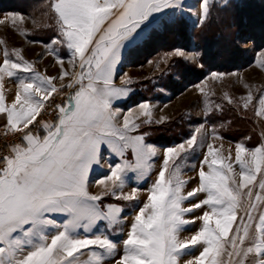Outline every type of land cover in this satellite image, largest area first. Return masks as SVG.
<instances>
[{
	"label": "snow or ice",
	"instance_id": "obj_1",
	"mask_svg": "<svg viewBox=\"0 0 264 264\" xmlns=\"http://www.w3.org/2000/svg\"><path fill=\"white\" fill-rule=\"evenodd\" d=\"M211 7L210 0H201V23ZM49 9L55 35L45 47L52 46L49 52L60 65V75H40L19 51L12 62L5 50L0 67V73L7 70L9 77L32 73L27 82L19 79L20 91L10 106L0 92V114H5L9 128L20 134V143L0 157V264H180L186 250L190 252L197 245L201 246L199 256L187 264H264V146L246 150L236 145L242 181L237 183L232 179V165L217 159L208 144L198 187L186 193L188 181L182 179L176 164L180 159L177 149L169 148L148 201L120 241L122 247L108 235L79 234L81 230L91 233L98 222L123 232L121 208L102 205V195L89 193V172L101 163V147L106 145L123 161L111 168L107 179L114 188L122 189L126 172L139 176L148 172L147 161L156 155V149L145 143L143 135H132L139 125L128 116H124L122 126L117 123L118 110L112 109V102L125 95V90L114 87L112 77L125 42L145 21L169 9L184 12L185 5L183 0H51ZM57 48H65L69 64L80 69L79 78L66 85L79 87L65 105L55 104L53 96L59 92L53 81L68 75ZM176 55L184 53L176 50ZM50 99L58 112L55 124L37 120ZM260 104L264 105V97ZM139 107L150 116L148 103ZM33 128H42L43 134L34 133ZM196 142V135L191 136L188 148ZM179 148L186 151L183 144ZM129 150L134 162L125 158ZM246 151L255 171L243 159ZM208 157H212L210 162ZM204 164L208 172L203 170ZM257 173L259 191L254 193L249 185L256 181ZM137 191L134 188L131 194L117 195L108 189L104 195L134 201ZM200 193L206 198L196 200ZM185 201L191 203L185 207ZM196 210H203V214L186 219ZM56 214L67 219L57 223ZM195 220L202 221L201 228L189 238L179 239L184 226ZM49 227L60 230L49 237Z\"/></svg>",
	"mask_w": 264,
	"mask_h": 264
},
{
	"label": "rangeland",
	"instance_id": "obj_2",
	"mask_svg": "<svg viewBox=\"0 0 264 264\" xmlns=\"http://www.w3.org/2000/svg\"><path fill=\"white\" fill-rule=\"evenodd\" d=\"M227 1L211 0L210 3L218 2L225 5ZM50 3L51 0H48L47 6ZM183 3L185 5L184 12L169 9L150 17L141 25L137 33L128 42H125L121 51V59L115 68L112 85L124 89L125 95L113 100L112 109L118 110L117 123L119 125L122 126L124 116H128L130 122L139 125L138 130L132 135H143L145 143L156 149V155L147 161L150 168L144 176H139L137 172H126L123 177L124 187L122 189L114 188L113 182L108 180L107 177L111 174V168L123 161L121 157L112 153L106 145H102L101 163L94 165L95 168L89 172L88 191L92 195H102V205L112 204L121 208L120 226L123 228V232H120L119 228L112 231L106 222H98L91 233L84 234L81 230L79 234L82 236L108 235L119 247H122L120 241L126 238V233L135 215L138 214L140 207L148 201L150 189L157 181L158 173L162 168L165 151L169 148L177 149L180 159L176 160V164L180 166L182 179L188 181L184 189L186 193L198 187V172L207 154L208 144L213 146L217 159L223 160L225 165H232V179L236 180L237 183L242 181L239 175L241 172L240 165L236 162V145L241 144L246 150H254L257 147L264 146V105L260 104V99L264 97V48L254 52L250 42L239 45L240 49H247L254 53L255 63L253 65L236 72H209L201 81L195 84L182 82L180 73L177 74L179 71L177 67L180 66L178 63L184 66L193 65L202 71L200 64L197 62L196 54L192 52L175 49L158 57H152L145 62L141 61L143 63L138 65L127 66L125 64L127 52L140 45L148 37L151 30L160 29L163 23L181 18L190 24L199 26L205 21L201 23V20L196 18L197 7L201 0H183ZM45 17L46 15L41 18H31L9 9L0 10V21H2L0 23V67H3V53L5 50L9 52V59L12 62H16L15 53L19 51L23 59L33 65L35 72L48 77H58L60 75V65L49 52L52 46L49 45L46 48L45 43L42 42L30 43V41H33L32 38L36 35L39 36L42 31H50L51 35L48 34L47 37H44L47 39H51L55 35L53 30L54 19L46 20ZM176 50H180L184 55H176ZM56 52L59 57L63 58L64 68L68 75L63 80H54L53 84L59 90H64L68 88L66 85L79 78L80 69L69 64L70 54L65 48H57ZM135 52L137 54L132 57L134 59L139 58V52ZM182 73L184 76L186 75L184 71ZM214 74L222 75L217 76ZM6 75L7 70L0 73V78H5L3 87L6 91V101H8L9 96H12V92L10 89L11 82L7 80L8 75ZM164 75L172 77V82H175L173 91L175 92L179 88V92H169L157 87L158 80ZM73 87L74 93L79 85L74 84ZM249 97H251L250 100ZM131 99L139 100V103L129 105L128 108L123 107L128 106L127 104ZM229 99H231V103H229ZM142 103H148L149 109L147 111L150 112V116H145V110L139 107ZM245 103H247L246 108L244 107ZM217 106H219V109ZM222 106L226 107L227 114L224 112L215 119V116L221 112ZM220 119H223L222 122L219 121ZM175 121H180L179 127L174 126L173 122ZM192 121H195V123H191ZM170 124L174 125L170 126ZM145 127H150V129L144 131L143 128ZM159 127L164 129L162 130ZM179 129H181V133L186 131V137L176 141V134H178L177 130ZM193 135H196L197 142L189 149L187 140ZM181 144L185 146L186 151L179 148ZM125 158L130 162H134L135 159L130 150L125 153ZM211 158L208 157L209 162ZM243 159L255 171V166L252 164L247 151ZM203 170L208 172L207 164L203 165ZM167 176L168 173L166 172ZM256 176V181L249 185L254 193L259 191L260 174L257 173ZM102 179L104 183H100ZM134 188L138 190L137 199L134 201H125L116 199L112 195H104L108 189H113L117 195L121 193L128 195L132 193ZM242 191L246 192L247 189ZM204 198H206L205 194L200 193L195 199ZM246 200L247 198H245ZM189 203L191 201H185L184 206L187 207ZM257 204H260V202H257ZM245 207H247L246 202ZM202 214L203 210H196L189 213L186 219L191 220ZM54 219L57 223H63L67 217L63 214H56ZM201 226L202 221L200 220H195L194 223L184 226L179 234V239L189 238ZM233 227H235V224ZM59 230L49 227L46 234L50 237ZM85 258L87 257H81V259Z\"/></svg>",
	"mask_w": 264,
	"mask_h": 264
},
{
	"label": "trees",
	"instance_id": "obj_3",
	"mask_svg": "<svg viewBox=\"0 0 264 264\" xmlns=\"http://www.w3.org/2000/svg\"><path fill=\"white\" fill-rule=\"evenodd\" d=\"M47 4L48 0H0V10L9 9L31 18H41L46 15V20H52L53 16H51ZM211 5L207 19L199 26L179 18L163 23L160 29L151 30L140 45L127 52L125 64L127 66L138 65L152 57H158L175 49L192 52L196 54L202 71L193 65L184 66L178 63L181 67H177L179 68L177 74L180 73V80L187 84L201 81L209 72H236L253 65L255 63L254 53L247 49H240L239 45L250 42L254 52L264 48V0H229L225 5L218 2H212ZM48 34L50 31H42L32 40L46 44L50 39L44 37H47ZM135 51L139 52V58L132 57L137 54ZM183 71L186 73L185 76L183 73L181 74ZM177 74L175 73V75ZM172 81L171 76L164 75L158 80L157 87L169 92L173 91L175 82ZM177 92H179V88L174 93ZM138 103L139 100L131 99L128 106L123 107L128 108L129 105ZM224 112L227 114L228 111H226V107L222 106L221 112L215 116V119ZM222 120L219 121L222 122ZM173 123L175 125H172L175 127L180 126V121ZM191 123H195V121ZM172 125L170 124V126ZM143 129L146 131L150 127ZM177 132L176 141L186 137V131L181 133V129H179ZM163 141L165 140L163 139Z\"/></svg>",
	"mask_w": 264,
	"mask_h": 264
},
{
	"label": "built area",
	"instance_id": "obj_4",
	"mask_svg": "<svg viewBox=\"0 0 264 264\" xmlns=\"http://www.w3.org/2000/svg\"><path fill=\"white\" fill-rule=\"evenodd\" d=\"M73 88H67L59 90L58 93L53 94L55 104L65 105L69 96L73 94ZM58 117V112L55 109L52 100L47 101L46 107L40 110V114L37 116L38 121L51 123ZM40 128H33L34 133H39ZM19 133L8 127H0V157L7 155L10 147L15 143H20L18 139Z\"/></svg>",
	"mask_w": 264,
	"mask_h": 264
},
{
	"label": "crops",
	"instance_id": "obj_5",
	"mask_svg": "<svg viewBox=\"0 0 264 264\" xmlns=\"http://www.w3.org/2000/svg\"><path fill=\"white\" fill-rule=\"evenodd\" d=\"M225 1H227V0H225ZM196 14H197L196 18L198 20H201V16H202L201 3L197 7ZM31 75H32V73H17V75L16 76H13V77H9V76L6 75L7 76L6 77L7 80H9L11 82V88L10 89H11V92H12L11 93L12 96H9V98H8L9 100L8 101L5 100L6 106H10L11 105V103L13 102V100L15 98L16 93L18 91H20V88H19V79H25L26 82H27V81L30 80ZM4 82H5V78L4 77L3 78H0V84H2V88H0V92H2L3 95L5 96L6 91H5L4 87H3V84H5ZM57 122H58V120L55 119L53 122L48 123V124H55ZM44 123H47V122H44ZM5 125H7L6 116H5V114H0V127H8V126H5ZM39 133L40 134H43V129L42 128H40ZM94 168H95V166L93 165L91 169H94ZM200 250H201V246H199V245H197L196 247L192 248L190 252H188L186 250V253L181 258L180 264H187V261H190V260L194 261L196 259V257L199 256Z\"/></svg>",
	"mask_w": 264,
	"mask_h": 264
}]
</instances>
